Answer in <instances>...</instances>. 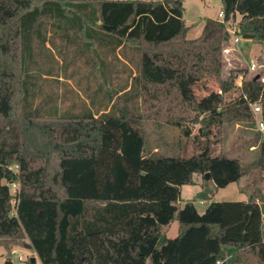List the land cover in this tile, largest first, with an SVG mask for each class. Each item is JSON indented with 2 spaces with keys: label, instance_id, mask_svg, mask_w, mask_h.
Instances as JSON below:
<instances>
[{
  "label": "trees",
  "instance_id": "obj_1",
  "mask_svg": "<svg viewBox=\"0 0 264 264\" xmlns=\"http://www.w3.org/2000/svg\"><path fill=\"white\" fill-rule=\"evenodd\" d=\"M220 2L222 19L206 18L200 34L188 38L183 0H98L101 37L94 44L110 53L127 45L139 51L138 72L118 95L129 96L120 101H135L131 108L137 110L139 97L136 124L159 120L188 137L199 123L197 135L206 141L198 142L197 154L146 156L144 135L129 119L130 109L112 105L97 117L88 110L60 125V154L48 164L26 155L12 122H4L27 97L44 94L38 74L24 67L23 40L31 59L32 37L44 20L73 36L83 25L79 28L76 15L37 11L66 1L0 0V238L25 236L41 264H264L263 199L210 201L200 213L195 202L205 194L199 192L178 204L181 187L193 184L194 174L204 178L208 172L216 189L244 176L238 158L212 155L213 127L234 121L254 126L249 103L260 104L264 119L260 71L246 77L242 69L240 94L228 102L223 95L235 86L234 77L221 79L205 115L183 94L189 73L198 76L196 55L220 52L229 28L264 44V0ZM184 63L190 69H183ZM15 164L16 173L10 169ZM256 164L264 171V140ZM16 181L21 187L13 213L8 184ZM174 220L177 234L165 237L163 227Z\"/></svg>",
  "mask_w": 264,
  "mask_h": 264
},
{
  "label": "rangeland",
  "instance_id": "obj_2",
  "mask_svg": "<svg viewBox=\"0 0 264 264\" xmlns=\"http://www.w3.org/2000/svg\"><path fill=\"white\" fill-rule=\"evenodd\" d=\"M62 1H66V6L50 4L46 6L47 8H38L37 11H56L66 15H76L79 28L82 24L83 30L77 31L75 28L73 31L74 36L72 33L66 32H62L61 35L55 31L52 21L44 20L45 24L40 28L38 35L36 33L32 37L31 59L26 58L25 40H23L24 67L33 70V73H37L39 78H41L39 72L42 69L32 67L31 62H46L48 66L53 67L62 63L63 70H72V66H74L73 70H76V72H81L83 69L97 72V64L93 63L97 62L95 60L99 56L101 59L106 60L108 64L112 62L113 69L117 73L112 80L99 76L98 78H92L91 82L88 78L89 82L85 80L82 83H77L76 76L61 84L51 82L44 87L48 93L36 94L33 98L27 97L21 108L20 104L16 105L10 118L4 122H12L18 134L21 150L26 155L33 156L37 163H44V161H47L48 164L52 163L56 161L60 154L61 145L57 136V128L72 117L69 113H74L76 110L85 111L84 109L89 108L107 112L110 106L113 105L118 108L125 106L130 109L129 119L144 135L146 156L184 157L197 154L199 152L198 142L204 143L206 141L205 137L197 135L199 123L192 126V132L188 137L182 136L178 128L159 120L146 119L136 124L135 118L137 111H139V97L137 98V110L131 108V106H135V101L126 105L120 101L119 97L127 98L129 96L127 93L122 96L118 95L122 93L123 87L131 85L132 78L129 79V77L138 72L139 51L127 45L118 51L106 54L104 48H99L94 44L101 37L97 29L100 7L98 0ZM183 7V17L186 25L189 26L187 36L188 38H195L200 34V27L206 17L217 18L221 10V2L220 0H183ZM237 19H239L238 16ZM54 22L66 23L67 21L54 20ZM235 36L241 38L238 34ZM233 39L234 36L230 33V39L222 44L221 51L208 58L197 54V63L193 69L196 70L198 76L195 77L189 73V79L181 84L184 96L187 100H193L197 103L201 115H205L210 107V95L219 92V81L221 79H226L229 75L234 77L235 86L223 95V101L228 102L240 94L241 80L239 76L242 75V69H246V77L259 71L264 77V44L252 43L247 39H240V42L236 44ZM92 40L94 41L92 42ZM44 41L48 42L46 48L43 44ZM209 58L214 61L210 62ZM83 60L89 63H86L88 64L86 68L83 66L85 65ZM123 60L129 62V68ZM190 62H192L191 59L187 60V63L190 64ZM92 64L95 66H90ZM251 64L255 65L254 70L249 69ZM65 66L71 68H65ZM182 66L183 69H190L186 63ZM93 77L96 76L93 75ZM39 87L42 88V85L40 84ZM97 88H100V91L96 94ZM127 89L124 88L123 91ZM53 113H56V115ZM196 136L199 137L195 138ZM208 139L212 148V155L223 154L238 158L244 176L237 182L216 189L213 181L196 175L195 179L200 184L183 186L181 199L178 202L179 206L199 192L204 193L205 196L208 195L209 201H247L252 197L255 199L261 198L264 206V171L260 170L256 164L259 145L264 140V135L256 131L253 124L234 121L223 123L219 129L213 127ZM16 186V190L21 187L18 181H16ZM9 190L11 191V189ZM198 203H196L198 211L203 212L207 202L204 201L200 204L198 201ZM11 212H14L13 208H11ZM162 231L165 237L175 236L177 233L176 220L163 227ZM262 235L264 237V217ZM31 257H35L34 264H41L25 236L0 238V264H6L7 262H11V264H32L30 262Z\"/></svg>",
  "mask_w": 264,
  "mask_h": 264
},
{
  "label": "crops",
  "instance_id": "obj_3",
  "mask_svg": "<svg viewBox=\"0 0 264 264\" xmlns=\"http://www.w3.org/2000/svg\"><path fill=\"white\" fill-rule=\"evenodd\" d=\"M221 11V10H220ZM219 11V12H220ZM217 17H218V15H217ZM238 17H240V16H238ZM207 18V17H206ZM210 18H215V17H212V16H210ZM205 21V20H204ZM203 25H204V22H203V24H202V26L200 27V26H198V27H200L201 29H202V27H203ZM55 31L56 32H58V33H60L61 35H62V30L60 29V28H58V27H56L55 28ZM241 40L243 39V38H240ZM248 41H251V40H248ZM239 42H240V40H239ZM238 42V43H239ZM237 43V44H238ZM253 43V42H252ZM43 44H45V48L46 47H48V42L47 41H44V43ZM102 48V47H101ZM118 50H120V48H117L116 49V51H118ZM106 52V54H108V51H105ZM110 58V57H109ZM124 61V60H123ZM83 62H84V64L85 65H83V66H85V68L88 66V61H84L83 60ZM86 63H88V64H86ZM124 63L125 64H127L126 66H127V68H129L130 66H129V62H127L126 60L124 61ZM31 64V66L32 67H40V69H42V70H40V75H41V78L40 79H38V86L41 84L42 85V88H41V90H43V92L44 93H48V91L47 90H45L44 89V87H45V85L46 84H49V83H57V84H61L62 82H66L67 80H70L72 77H76L77 76V78H76V80H77V83H82L83 81H85V80H87L88 81V78H90V82H91V80H92V78H98L99 76L100 77H105V78H109L108 80H112L113 78H114V76H115V71H114V69H113V65H112V62L111 63H109V65H108V63L106 62V60H101V61H98V62H94L93 64H97V68L98 69H100V73H99V71H97V72H94V71H92V73H91V71L89 70V69H87V70H82L80 73L77 71L76 72V70H73V67L74 66H72V70H63L62 68V63H59L57 66H55V67H53V66H48V63H46V62H35V63H33V62H31L30 63ZM90 65V66H95V65ZM65 68H71L70 66H65ZM126 68V69H127ZM128 70V69H127ZM82 72H84L82 75H80ZM93 75H95L96 77H93ZM136 74L135 73H133L131 76L132 77H134ZM129 77V79L130 78H132V77ZM87 81H86V83H87ZM89 82V81H88ZM85 111H79V110H76L74 113H69V115L70 116H72V115H76V116H78V115H81V114H83V113H85L86 111H88V110H91V113L93 114V116L94 117H97L101 112H102V110H99V111H97L96 109H93V108H89V109H84ZM53 114H55L56 115V113H53ZM49 115H51V116H54V115H52V114H49ZM57 115H60V114H57ZM196 175H198V174H194L193 175V184H196V183H199L200 184V182H198V181H196ZM201 178H202V176L201 175H199ZM242 178V177H241ZM240 178V179H241ZM239 179V180H240ZM238 180V181H239ZM184 186V185H183ZM183 186L181 187V193H182V188H183ZM208 196V195H207ZM194 196H192L191 198H193ZM205 197L206 196H203L202 197V199H197V202H195V203H197V204H199L198 203V201L200 202V204L201 203H203L204 201H206L207 202V204L210 202L209 200H210V198L209 199H205ZM209 197V196H208ZM190 198V199H191ZM188 200V199H187ZM256 200L258 201V199L256 198ZM186 201V200H185ZM245 201V200H244ZM184 203V202H183ZM196 204V205H197ZM196 208H197V206H196ZM197 210H198V208H197ZM199 212V211H198ZM201 213V212H200ZM263 217H264V214H263ZM177 234V233H176ZM175 234V235H176ZM174 237V236H173Z\"/></svg>",
  "mask_w": 264,
  "mask_h": 264
},
{
  "label": "built area",
  "instance_id": "obj_4",
  "mask_svg": "<svg viewBox=\"0 0 264 264\" xmlns=\"http://www.w3.org/2000/svg\"><path fill=\"white\" fill-rule=\"evenodd\" d=\"M218 19L221 20L222 19V11H220L218 13ZM228 31L234 36V39H233V42L234 43H238L240 38L238 36H235V27H232V28H229ZM255 68V65L254 64H251L249 66V69L250 70H254ZM240 77V80H242V75L239 76ZM262 81H264V77L262 76ZM241 82V81H240ZM240 86H241V83H240ZM249 107H250V110L252 112V115H253V118H254V128L256 129V131H258L259 133L263 134L264 135V119L262 118V109H261V106L259 103H249ZM10 169L16 173L18 171V165L15 164V165H12L10 166ZM9 186V189H11L10 193L13 194V197L11 199V205H12V208L14 209L15 207V204H16V199H15V192L17 191V186H16V182H13V183H10L8 184ZM15 212V210H14ZM13 212V213H14Z\"/></svg>",
  "mask_w": 264,
  "mask_h": 264
},
{
  "label": "water",
  "instance_id": "obj_5",
  "mask_svg": "<svg viewBox=\"0 0 264 264\" xmlns=\"http://www.w3.org/2000/svg\"><path fill=\"white\" fill-rule=\"evenodd\" d=\"M257 77H258V75H257ZM204 178L205 179H209L210 178V174L207 172V173H205L204 174ZM30 262L32 263V264H34L35 263V257H31L30 258ZM6 264H11V262H7Z\"/></svg>",
  "mask_w": 264,
  "mask_h": 264
}]
</instances>
